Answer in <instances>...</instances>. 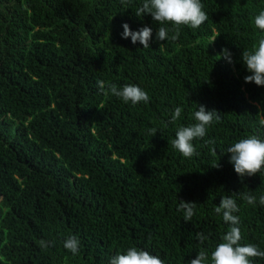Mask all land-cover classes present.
Segmentation results:
<instances>
[{"label": "trees", "instance_id": "trees-1", "mask_svg": "<svg viewBox=\"0 0 264 264\" xmlns=\"http://www.w3.org/2000/svg\"><path fill=\"white\" fill-rule=\"evenodd\" d=\"M142 3L0 0V264H109L130 247L165 264H189L204 250L212 264L230 229L215 208L228 195L239 206L240 244L264 250V170L241 178L226 152L249 135L264 139V86L245 83L241 59L264 38L254 23L264 0H201L207 21L163 42L157 29L171 37L175 26L137 17ZM124 23L151 27L150 47L122 38ZM97 81L106 91L138 85L149 101L125 103ZM199 105L220 121L186 158L171 142L196 123ZM179 200L197 203L190 222ZM70 235L80 240L76 255L63 246Z\"/></svg>", "mask_w": 264, "mask_h": 264}, {"label": "clouds", "instance_id": "clouds-1", "mask_svg": "<svg viewBox=\"0 0 264 264\" xmlns=\"http://www.w3.org/2000/svg\"><path fill=\"white\" fill-rule=\"evenodd\" d=\"M203 9L204 5L201 0H143L142 6L137 9L135 15L141 17L145 14H150L155 22L174 25L175 27L172 29L174 34L171 37H169V28L159 27L157 29L156 39L163 42L169 38L172 40L178 39L180 25H187L193 29L199 28L208 19V15ZM254 23L257 28L264 30V11H260L255 17ZM122 27L124 29L121 34L122 38L127 39L130 37L133 44L139 41L143 48L150 47L149 42L153 35L151 27L144 26L137 31H132L127 23H124ZM220 55L227 62L233 63V54L228 48H223ZM241 59L247 71L251 73V75L244 77L245 83L254 82L257 86H264V38L259 39L258 47L254 46L253 51H243ZM97 85L101 93L107 95L110 92L125 103L131 102L136 105L140 102L148 103L149 101L148 93L135 84H125L122 87L110 84L107 91L103 81H97ZM181 113L182 108L176 107L171 116V121L175 122L181 116ZM219 113L215 109L206 110L204 105H199L198 110L194 113L196 123L178 128L175 139L171 142L173 148L186 158H192L197 155L193 141L203 138L208 127L214 121H220ZM261 124L264 125V120L261 121ZM148 131L152 136L157 134V129L155 128H150ZM226 152L231 154L230 163L234 165L235 172L241 178L254 176L264 170V139L257 135H249L240 139L228 147ZM239 197L249 205L257 203V198L250 192H242ZM179 201L178 210L183 211L184 221L190 222L195 215L197 203ZM258 203L264 206V195L259 197ZM215 212L222 214L223 221L230 225V229L222 236L223 242L219 243L211 253L212 264H251L250 258H264V250H261L257 245L251 243L240 244L242 235L239 227L240 217L235 215V213L239 212L235 195L222 196L219 205L215 208ZM196 239L203 244L207 237L203 233L198 232L196 233ZM40 246L48 247L49 245L42 240L40 241ZM63 246L73 255H76L80 250V240L77 236L70 235L64 241ZM208 258V253L201 250L194 259L189 261V264H206ZM109 264H165V262L158 255L151 254L147 250L130 247L125 253H117L113 256Z\"/></svg>", "mask_w": 264, "mask_h": 264}]
</instances>
